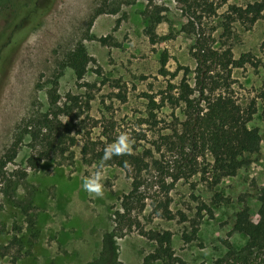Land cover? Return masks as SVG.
Segmentation results:
<instances>
[{"label": "rangeland", "instance_id": "rangeland-1", "mask_svg": "<svg viewBox=\"0 0 264 264\" xmlns=\"http://www.w3.org/2000/svg\"><path fill=\"white\" fill-rule=\"evenodd\" d=\"M254 1L260 0H0V165L17 143L15 157L0 169V264H142L149 253L159 257L153 264H215L229 245L246 244L248 236L233 226L242 210L252 229L260 222L263 141L257 153L243 156L246 164L234 176L212 186L211 155L186 145L181 165L192 174L168 193L175 217L162 218L153 200L164 198L160 185L171 182L166 173L181 159L162 140L182 133L186 114L183 104L151 108L146 95L160 105L163 93L179 95L186 67L195 87L197 39L218 53L230 50L233 59L245 55L242 67L213 65L209 76L217 87L206 93L227 90L244 113L254 111L247 125L263 138L264 9L253 24L230 10ZM80 44L92 60L77 80L69 57ZM46 113L58 148L31 167L27 159L47 146L32 140L26 123ZM120 134L145 157L140 177L147 198L142 210L131 212V229L114 230L132 179L116 165L99 167L81 150L86 139L105 143V135L115 141ZM97 172L102 197L81 187ZM193 228L187 242L183 234ZM149 231H170V253L179 260L160 250Z\"/></svg>", "mask_w": 264, "mask_h": 264}, {"label": "trees", "instance_id": "trees-1", "mask_svg": "<svg viewBox=\"0 0 264 264\" xmlns=\"http://www.w3.org/2000/svg\"><path fill=\"white\" fill-rule=\"evenodd\" d=\"M226 1V0H224ZM264 9V1H254L247 4L245 7L231 6L230 10L236 16L235 19L246 21L250 24L255 23L261 16ZM37 10L36 13H38ZM102 11L98 10L96 15ZM40 14H38L39 16ZM95 15V16H96ZM234 18V17H233ZM234 19V20H235ZM100 41L104 42L102 38ZM196 59L198 65L195 69V87H191L186 79V75L190 72L189 68H185L184 76L180 82V93L177 96L171 95V93L162 94L161 105L156 104L154 97L146 95L148 104L153 107H161L170 103L173 107L179 104L184 105V113L186 119L182 124V133L176 132V139L173 136H164L162 144L167 146V149L171 153H180L181 159H175V165L171 173H166L171 178L170 183L162 181L160 192L164 198H154V206L156 214L165 219H173L175 216L169 208L170 198L168 193L171 190L174 183L178 180L187 179L192 174V170L185 169L181 164L186 157L185 146H189L190 150L195 152L207 151L212 157L213 165L212 172L213 178L210 182L212 185H217L223 177L234 176L237 170L246 164L243 159L245 154H254L260 150V143L263 138L260 136L259 131L256 128H249L247 123L251 119L254 111L241 110L234 99L230 96L227 90L214 94V89L217 87L216 81L213 80V76H209L212 71L213 65H219L222 70H228L229 66L242 67L249 59L245 55L239 59H233L230 50H225L222 53H218L207 47L203 42L196 40ZM91 57L88 55L84 45H77L76 49L69 57L71 67L74 69L77 80H82L86 73V68L90 62ZM160 73L164 76L168 74L165 69V60H162ZM175 76V73H172ZM210 82V83H209ZM209 84L212 86L210 87ZM170 89H173V85H169ZM198 91V97H191V95ZM211 92L207 95L206 92ZM259 97L264 103V81L261 86ZM51 104L56 106L57 99L55 96H51ZM152 117H155L153 113H150ZM56 117V114H53ZM54 121V120H53ZM49 118V114H45L42 117H35L27 121L26 128L29 129V134L34 142H45L47 149L40 152L38 155L30 156L27 160L31 167H36L40 161L49 157L51 151H55L58 148L56 143V134L53 131V122ZM28 130V129H27ZM46 130L41 136L42 132ZM106 142H96L92 139H86L82 146V155L86 159H90L96 163L99 167L116 165L126 171L131 181V191L123 196L121 206L124 211H117L114 230H122L124 226H128L131 229L135 223L132 220L131 212L134 209L142 210L146 205L145 195L142 193L141 188L143 181L141 180V172L143 168H147L145 157L137 153L128 150L127 153L121 155H114L107 161H102L103 151L106 145L114 142L109 136ZM41 139V140H39ZM71 143H74L72 138ZM158 146V150H159ZM17 152V143H15L4 155L5 159L0 165V169L4 163L12 161ZM185 152V153H184ZM151 154L150 150H145L144 154ZM188 154L189 151H188ZM153 166L159 167V160L153 161ZM176 166V167H175ZM187 166V165H185ZM131 171V172H130ZM206 173V171H204ZM261 219L258 225L253 229L250 227L247 219V211L242 210L236 215V220L233 226V230L239 233H243L248 236L246 244L239 250L234 249L229 245L226 254L215 261V264H264V189L261 191ZM156 203V204H155ZM182 220H185L182 217ZM196 228H193L191 235L183 234L184 239L189 242L193 239ZM148 238L157 242L159 249L162 250L169 258L173 260H179L173 257L170 248V241L172 233L170 231H164L162 233L156 231H149ZM158 255L156 253L147 254L142 264H153L157 260ZM203 264V263H202Z\"/></svg>", "mask_w": 264, "mask_h": 264}, {"label": "clouds", "instance_id": "clouds-1", "mask_svg": "<svg viewBox=\"0 0 264 264\" xmlns=\"http://www.w3.org/2000/svg\"><path fill=\"white\" fill-rule=\"evenodd\" d=\"M129 143L128 136L126 134H120L113 143L105 146L101 160L107 161L114 155L127 153L129 150ZM81 187L86 193L93 194L95 197L103 196V186L99 172L90 177H86L82 181Z\"/></svg>", "mask_w": 264, "mask_h": 264}]
</instances>
